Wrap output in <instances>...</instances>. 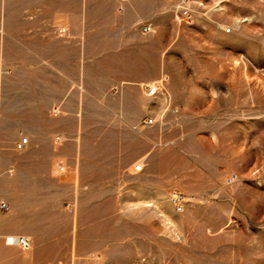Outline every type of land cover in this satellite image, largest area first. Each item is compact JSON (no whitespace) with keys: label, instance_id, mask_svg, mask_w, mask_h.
Here are the masks:
<instances>
[{"label":"rangeland","instance_id":"1","mask_svg":"<svg viewBox=\"0 0 264 264\" xmlns=\"http://www.w3.org/2000/svg\"><path fill=\"white\" fill-rule=\"evenodd\" d=\"M80 33H136L148 79L79 77L116 55ZM0 78L39 140L8 195L39 191L53 264H264V0H0Z\"/></svg>","mask_w":264,"mask_h":264},{"label":"crops","instance_id":"2","mask_svg":"<svg viewBox=\"0 0 264 264\" xmlns=\"http://www.w3.org/2000/svg\"><path fill=\"white\" fill-rule=\"evenodd\" d=\"M128 34L131 37L136 33H80V36L85 39L92 38L85 41V53L88 51L89 43L91 51L96 54L112 52L116 55L112 57L110 64L104 63L105 68L103 61L99 62L98 59H96L95 66L90 69L87 64L84 67L79 66L77 69L79 77L103 80L111 75L117 82L131 86L145 83L148 79L146 72L151 69V51L143 46L127 44L123 37ZM107 38H111V41H106ZM105 41L107 45H105ZM50 44L55 48H62L64 54L69 52L73 45H76L60 39L54 40ZM63 77V85H67L66 71ZM49 85L56 87V80H51ZM80 99L87 100V97H80ZM17 114H21L19 117H23L24 113L9 109L7 83L6 80L0 78V202L9 205L11 211L7 215L2 213L3 210H0V264H53L62 260L70 261L72 257L70 242L62 247L57 244L42 243L35 238L37 232L34 231L39 228L40 224L39 191L31 190V193L23 191L20 197L23 200L20 201L16 196L8 195V173L12 174L14 169H18L23 164L20 153L25 152L29 147H36L39 141L38 133L30 126L25 128L24 123L16 119ZM26 114L28 117H33L31 112ZM25 137L28 139L26 147L23 150H18L17 144ZM35 180L37 181L38 178L36 177ZM15 193L13 191V194ZM13 233L30 238L31 248L27 251H20L18 247L9 246L5 239L8 234Z\"/></svg>","mask_w":264,"mask_h":264},{"label":"built area","instance_id":"3","mask_svg":"<svg viewBox=\"0 0 264 264\" xmlns=\"http://www.w3.org/2000/svg\"><path fill=\"white\" fill-rule=\"evenodd\" d=\"M144 30H145V32H151L152 27L151 26H145ZM159 89H160V85L157 83H154L152 85H147L146 86V93L149 97H153V96L157 95V93L159 92ZM152 123H153L152 119H147L145 121V124H147V125L152 124ZM27 141H28L27 138H23L20 141V143L17 144V146H16L17 149L23 150L27 145ZM142 170H143V165H135V167H134L135 172H140ZM230 182H232V181H230ZM0 208L5 210V209H7V205L5 203H1ZM6 243L9 245L18 246L24 250L29 249L31 246L30 239L28 237H25V236L9 237L6 239Z\"/></svg>","mask_w":264,"mask_h":264}]
</instances>
